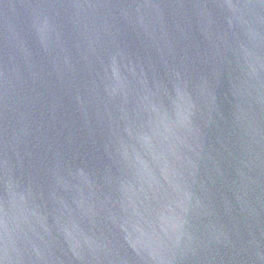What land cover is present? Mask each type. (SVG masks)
<instances>
[{"label":"water","instance_id":"95a60500","mask_svg":"<svg viewBox=\"0 0 264 264\" xmlns=\"http://www.w3.org/2000/svg\"><path fill=\"white\" fill-rule=\"evenodd\" d=\"M0 264H264V0H0Z\"/></svg>","mask_w":264,"mask_h":264}]
</instances>
